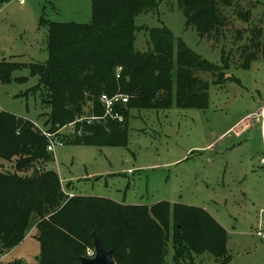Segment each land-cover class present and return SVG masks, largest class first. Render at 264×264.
<instances>
[{
  "label": "rangeland",
  "instance_id": "rangeland-1",
  "mask_svg": "<svg viewBox=\"0 0 264 264\" xmlns=\"http://www.w3.org/2000/svg\"><path fill=\"white\" fill-rule=\"evenodd\" d=\"M218 5L220 25L210 37H200L194 26H186L178 0H158L155 7L145 8L134 18L135 51H147L151 28L166 26L201 59L224 71L226 78L219 83L212 82L208 71L192 73L210 82L204 108L178 107L174 100L169 108L129 104L124 142L56 144L50 152L52 161L44 169L58 174L67 199L72 194L120 204L150 206L166 201L201 208L226 230L228 264H264V134L261 117L253 115L264 109L260 47L264 0H219ZM91 20V0L0 2V63H45L49 22ZM242 51L257 54L249 68L242 67ZM37 84L38 77L30 75L28 67L12 69L5 81L0 79V111L29 119L63 141L74 126L67 123L50 129L48 107L42 104L39 89H32ZM93 110V102H87L77 118L95 114ZM248 114L249 125L239 134ZM15 159L0 158V170L14 173ZM16 173L26 177L33 172ZM169 226L171 234L173 222ZM36 234L35 227H30L18 245L0 254V263H35L39 256ZM167 249L165 264H174L171 240ZM190 256L179 264L218 263L208 253Z\"/></svg>",
  "mask_w": 264,
  "mask_h": 264
},
{
  "label": "trees",
  "instance_id": "trees-1",
  "mask_svg": "<svg viewBox=\"0 0 264 264\" xmlns=\"http://www.w3.org/2000/svg\"><path fill=\"white\" fill-rule=\"evenodd\" d=\"M218 2L178 0L186 26H194L200 37H210L211 30L220 25ZM157 3L91 0L90 23H48L49 56L45 63H0V79L5 81L14 68L28 67L30 75L38 77L32 89H39L41 102L48 107L46 123L51 130L74 121L90 101L94 113L102 114V93L133 95L125 105L116 107L123 122L77 123L75 128L82 134L64 137L63 144L124 142L129 104L169 108L174 100L178 107L204 108L210 82L192 73L208 71L214 77L212 82L219 83L226 77L216 64L201 59L166 26L149 30L147 51L134 50V18ZM260 41L264 59V37ZM242 55L243 68H249L257 58L253 51H242ZM117 67H121L118 78ZM46 146V138L34 130L31 120L0 111V158H16L14 173L0 170V254L18 245L28 229L35 227L39 256L33 264H82L79 257L93 248V233L112 251L115 264H165L169 240L174 264L192 258L190 253H208L217 264L230 261L225 228L201 208L166 201L150 206L120 204L96 196L67 199L58 174L44 169L52 161ZM28 170L33 172L30 176L16 173Z\"/></svg>",
  "mask_w": 264,
  "mask_h": 264
},
{
  "label": "built area",
  "instance_id": "built-area-1",
  "mask_svg": "<svg viewBox=\"0 0 264 264\" xmlns=\"http://www.w3.org/2000/svg\"><path fill=\"white\" fill-rule=\"evenodd\" d=\"M20 4H24L26 2V0H17ZM121 71V67H117L116 68V77H119V73ZM129 96L123 93H116L113 95H108L106 93H102L99 96V102L102 106V114L100 115H96V114H91L88 117H85L84 119L81 117L76 118L74 121L70 122L69 124H73L74 129L73 131H70L69 133L72 134H78L81 135L82 132L81 130H76V124L77 123H91L93 121H100V120H114V121H118V122H123L124 121V117L121 113H119L116 110V107L118 105H125L128 102ZM258 115L261 117V131L262 134H264V109L261 108L258 111ZM33 128L35 131L39 132L42 136H44L47 140V151L48 152H53L54 151V147L56 144H63V141L60 140L58 137H56V135L54 133H50L49 131L44 130L42 127H40L37 123L33 124ZM70 136V135H69ZM261 162L264 163V157L261 158ZM67 196L70 198L73 195L72 194H67ZM257 235H260V233L258 232ZM94 256V249L93 248H88L87 249V255L86 257H93ZM1 257H0V262H1Z\"/></svg>",
  "mask_w": 264,
  "mask_h": 264
},
{
  "label": "water",
  "instance_id": "water-1",
  "mask_svg": "<svg viewBox=\"0 0 264 264\" xmlns=\"http://www.w3.org/2000/svg\"><path fill=\"white\" fill-rule=\"evenodd\" d=\"M93 237V249H94V256L93 257H86L81 256L79 257L82 264H115V260L113 257V253L111 250H107L97 237L95 233L92 234ZM38 258L37 256L35 257Z\"/></svg>",
  "mask_w": 264,
  "mask_h": 264
},
{
  "label": "crops",
  "instance_id": "crops-1",
  "mask_svg": "<svg viewBox=\"0 0 264 264\" xmlns=\"http://www.w3.org/2000/svg\"><path fill=\"white\" fill-rule=\"evenodd\" d=\"M258 111H259V110H258ZM258 111L254 112L253 115H256L258 118H260V116L258 115ZM249 115H250V114H248V115L244 118V120L242 121V123H243V122H247V120L249 119V118H248ZM258 118H257V119H258ZM240 124H241V122L238 123V124L236 125V127H237V126H240ZM248 125H249V122H247L246 125L242 126V127L240 128V130H239V134L242 133L243 131H245V130L247 129ZM233 127H235V126H233ZM33 229H34V228H33Z\"/></svg>",
  "mask_w": 264,
  "mask_h": 264
}]
</instances>
